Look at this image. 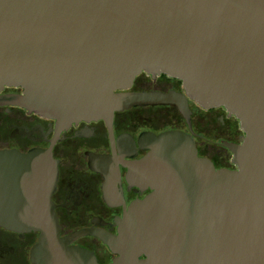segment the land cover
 <instances>
[{
    "label": "water",
    "instance_id": "water-1",
    "mask_svg": "<svg viewBox=\"0 0 264 264\" xmlns=\"http://www.w3.org/2000/svg\"><path fill=\"white\" fill-rule=\"evenodd\" d=\"M185 94L128 92L141 73ZM63 124L189 100L224 107L245 133L218 170L183 131L148 133L139 162L153 192L132 203L119 235L95 233L113 264H264V0H0V92ZM1 104V103H0ZM51 150H0V227L36 232L35 264H98L60 234ZM145 256V258H141Z\"/></svg>",
    "mask_w": 264,
    "mask_h": 264
},
{
    "label": "flooded vegetation",
    "instance_id": "flooded-vegetation-1",
    "mask_svg": "<svg viewBox=\"0 0 264 264\" xmlns=\"http://www.w3.org/2000/svg\"><path fill=\"white\" fill-rule=\"evenodd\" d=\"M128 92L185 94L182 81L146 72L137 76ZM20 95L23 89L19 87L0 92V150H51L58 166L52 199L60 234L69 239L70 247L93 254L98 264H113L120 254L91 232L118 236L119 221L132 203L153 192L136 164L149 153L144 148L148 133L191 134L200 157L218 170L237 169L227 144H241L245 133L224 107L204 109L189 100L191 125L170 105L117 112L112 125L105 120L68 125L12 104ZM38 240L36 232L0 227V264H35L32 250Z\"/></svg>",
    "mask_w": 264,
    "mask_h": 264
}]
</instances>
